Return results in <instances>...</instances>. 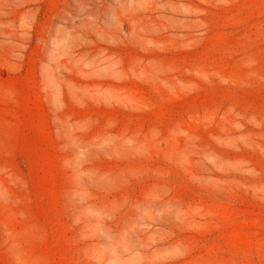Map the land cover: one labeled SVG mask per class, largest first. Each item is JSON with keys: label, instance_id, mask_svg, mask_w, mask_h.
<instances>
[{"label": "rangeland", "instance_id": "obj_1", "mask_svg": "<svg viewBox=\"0 0 264 264\" xmlns=\"http://www.w3.org/2000/svg\"><path fill=\"white\" fill-rule=\"evenodd\" d=\"M0 264H264V0H0Z\"/></svg>", "mask_w": 264, "mask_h": 264}]
</instances>
